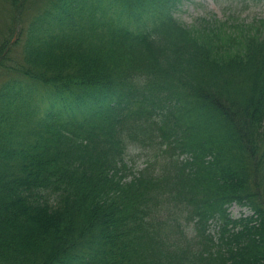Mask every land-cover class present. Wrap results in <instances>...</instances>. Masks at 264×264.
<instances>
[{
    "label": "trees",
    "instance_id": "obj_1",
    "mask_svg": "<svg viewBox=\"0 0 264 264\" xmlns=\"http://www.w3.org/2000/svg\"><path fill=\"white\" fill-rule=\"evenodd\" d=\"M107 30L117 36L115 41L112 40L115 50L110 58L104 55L101 44L94 52L87 53L80 49L82 42H79L69 53L55 61L60 72L53 83L68 86L74 76L83 85L97 79L117 82L121 60L125 57L127 62H149L140 69L147 74L157 75L159 82L169 88L175 87L180 92L191 88L193 94L185 97L190 104L201 97V90L210 82L217 85L214 96H210L211 102H197L194 110L198 115L204 114L206 119H210L203 125L207 131L221 134V138H228L232 144L239 145L235 158L227 160L229 163L224 170L223 183L235 191L243 187L242 196L259 213L263 207L257 193L259 189L252 188L249 182L254 180V169L258 170L264 163L260 161L255 166L247 162L257 155L254 136L262 129L264 115V33L258 31V40L252 38L243 50L234 52L226 46L216 51L205 47L199 49L190 39L174 32L165 41L170 56L166 67L168 73H162L157 63L150 65L157 47L149 45L142 52L131 47L124 48L123 43H135V38L112 25H108ZM171 30L165 27L156 31L160 46ZM100 43H103L102 40ZM188 46L190 50L186 52ZM65 72L70 74L65 75ZM193 107L194 103L191 111ZM182 109V97L177 93L176 112ZM55 147V143L37 144L33 152L40 162ZM62 161L66 171L73 168L69 156ZM213 181L208 174H198L189 179L192 186ZM214 201L222 203L223 195L214 194ZM22 206L29 207L22 198L13 200L0 197V260L21 264L39 254H61L69 249L74 236L71 237L70 230L65 229L64 234L61 229L63 225L73 224L75 217L72 210L57 222L46 215L31 213ZM255 223L253 218L249 219L240 231L230 236L235 252L230 250V262L221 264H264V215L259 216L257 225Z\"/></svg>",
    "mask_w": 264,
    "mask_h": 264
},
{
    "label": "rangeland",
    "instance_id": "obj_2",
    "mask_svg": "<svg viewBox=\"0 0 264 264\" xmlns=\"http://www.w3.org/2000/svg\"><path fill=\"white\" fill-rule=\"evenodd\" d=\"M251 7H252L251 9H254L255 7L257 8L256 13H264V0H262L260 3H257V4L255 1H252ZM183 9H186V7H184ZM191 14L192 12L184 15V17L190 18ZM131 153H133L134 155H141V154H136L133 151Z\"/></svg>",
    "mask_w": 264,
    "mask_h": 264
}]
</instances>
